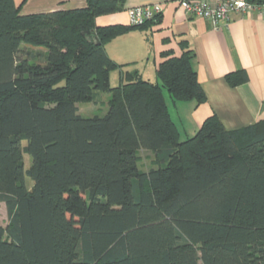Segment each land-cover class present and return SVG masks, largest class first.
Returning a JSON list of instances; mask_svg holds the SVG:
<instances>
[{"label":"trees","instance_id":"trees-1","mask_svg":"<svg viewBox=\"0 0 264 264\" xmlns=\"http://www.w3.org/2000/svg\"><path fill=\"white\" fill-rule=\"evenodd\" d=\"M123 5L22 14L0 0V264H264V119L228 129L213 114L182 138L164 90L207 100L194 50L182 41L156 82L124 72L105 45L160 16L96 25ZM247 80L244 69L226 75L233 87ZM100 92L108 112L82 116L77 104ZM140 149L155 166L139 169Z\"/></svg>","mask_w":264,"mask_h":264},{"label":"crops","instance_id":"crops-1","mask_svg":"<svg viewBox=\"0 0 264 264\" xmlns=\"http://www.w3.org/2000/svg\"><path fill=\"white\" fill-rule=\"evenodd\" d=\"M14 1L22 14L69 9L71 4V8L86 5V0ZM218 1L210 0L212 4ZM150 3L163 5L159 21L116 37L105 48L114 61L125 65L121 70L137 69L145 79L156 82L159 64L169 57L180 56L182 41L189 43L195 53L193 67L207 100L200 104L195 100L172 101L174 113L167 103L181 137L194 135L213 114L228 129L264 119V17L258 12H234L216 29L205 18L187 15L180 0H124L121 10L98 16L96 25H129V8ZM241 69L248 73V80L230 86L226 75ZM121 70L111 73L112 86L119 84ZM114 79L117 83H113Z\"/></svg>","mask_w":264,"mask_h":264},{"label":"built area","instance_id":"built-area-1","mask_svg":"<svg viewBox=\"0 0 264 264\" xmlns=\"http://www.w3.org/2000/svg\"><path fill=\"white\" fill-rule=\"evenodd\" d=\"M180 5L187 15L199 16L209 20L214 28H221V23L228 20L231 13L258 12L264 17V0L250 2L248 0H220L212 4L210 0H180ZM129 24L142 25L156 20L163 12L161 3H150L129 8Z\"/></svg>","mask_w":264,"mask_h":264},{"label":"rangeland","instance_id":"rangeland-1","mask_svg":"<svg viewBox=\"0 0 264 264\" xmlns=\"http://www.w3.org/2000/svg\"><path fill=\"white\" fill-rule=\"evenodd\" d=\"M68 7L69 8L73 7V4L69 5ZM31 62H34V60L31 59ZM113 83H117L115 79L113 80ZM164 93L167 98L166 99L167 103L168 104L170 103V109L172 113H174L175 107L172 106L173 100L171 99L169 92L167 90H164ZM110 99H111L110 93L100 92L98 93V96L96 97L95 101L79 102L77 104L79 113L85 117H92L95 115L104 116L109 110ZM26 143H27V140L23 139L22 144L26 145ZM138 155H139V162H138L139 169L147 170L150 167L155 166L156 164L155 154L153 152L140 149L138 151ZM24 163H25V168L26 169L29 168L31 164V156H29V154L27 153H24ZM25 180H26L27 186L32 187L33 185L32 179L26 175ZM8 223H9V216H8L6 204L0 201V224L3 227H7Z\"/></svg>","mask_w":264,"mask_h":264},{"label":"water","instance_id":"water-1","mask_svg":"<svg viewBox=\"0 0 264 264\" xmlns=\"http://www.w3.org/2000/svg\"><path fill=\"white\" fill-rule=\"evenodd\" d=\"M86 35L89 36V34L92 35V38L94 39V41L97 43V44H100V40L98 39V36L96 34V31L95 30H91V32H85Z\"/></svg>","mask_w":264,"mask_h":264}]
</instances>
